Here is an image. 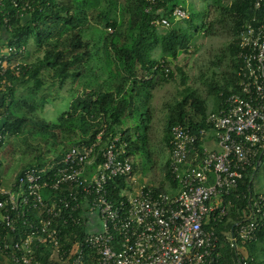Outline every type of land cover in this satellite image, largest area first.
<instances>
[{"label": "built area", "instance_id": "1", "mask_svg": "<svg viewBox=\"0 0 264 264\" xmlns=\"http://www.w3.org/2000/svg\"><path fill=\"white\" fill-rule=\"evenodd\" d=\"M249 1L257 10L264 2ZM31 9L30 0H0L1 93L8 86L6 71L17 65L8 57L25 49L10 37L11 18L24 21ZM172 15L188 17L179 7ZM152 23L170 26L166 17ZM238 37V91L205 119L218 150L203 146L199 154L194 134L180 124L170 129L168 168L178 183L176 195L136 186L127 143L118 134L98 148V134L92 143L70 147L57 162L23 169L8 188L0 183V264H83L91 254L94 264H216L220 239L204 225L229 213V195L264 152V10L242 25ZM158 68L168 72L163 62L153 67ZM152 76L144 73V79ZM3 118L0 114V123ZM200 133L203 141L207 133ZM4 136L0 129V141ZM117 176L130 188L113 202L107 186ZM80 224L86 228L81 238L67 233ZM263 228L264 191L242 210L227 239L238 252L237 239L252 240ZM43 246L49 247L53 263L37 257ZM232 264L247 260L236 253Z\"/></svg>", "mask_w": 264, "mask_h": 264}, {"label": "trees", "instance_id": "2", "mask_svg": "<svg viewBox=\"0 0 264 264\" xmlns=\"http://www.w3.org/2000/svg\"><path fill=\"white\" fill-rule=\"evenodd\" d=\"M30 1L32 9L24 21L11 18L14 27L10 37L16 39V44H23L25 49L20 54L8 57L10 62L17 65L4 75L8 86L1 95L0 114L4 118L0 129L5 136L0 141V149L7 138H19L20 134H25L22 136L24 142L29 138V145L36 141L43 145L49 144L45 152L48 155L54 153V156L49 159V156L35 155L33 160L19 168L14 178L16 180L23 169L40 168L57 162L70 147L92 143L97 140L98 134V148L103 147L113 136L120 135V139L127 143L133 174V157L142 145L147 146L150 121L148 103L152 90L173 78V66L181 54L197 48L191 46L197 32L209 36L215 35L221 28L229 36L225 48L210 60V74L205 76L201 73L207 93L214 98L215 108H208L206 99L189 86L184 88L180 98L163 104L166 109L163 133L165 148L170 141L171 127L180 124L196 136L195 149L201 154L203 135L200 131L207 133L211 130V126L205 122L207 114L217 112L223 106L224 98L238 91L239 30L245 22L254 16L259 17L264 10V2L262 8L257 10L249 0H211L212 4L210 0H203L202 13L206 15V12H212L213 18L196 23L194 16L202 13L189 12L185 6L186 0ZM177 7L186 10L188 17L175 20L172 12ZM162 17L169 19V27L162 28L152 23ZM181 20H185L186 24H175ZM154 50L160 52L158 56L153 54ZM27 55H33V59L25 61ZM160 62L164 63L168 72L160 68L153 69ZM174 67L179 70L184 81L182 69L176 65ZM43 69H50L61 85L67 81L71 84L74 81L86 84L82 92L69 89L77 94L53 122L45 121L36 113V109H41L45 103L44 95L38 100L30 97L16 101L17 89L29 80H32V85L27 87L30 94L42 90L44 82L39 73ZM145 72L153 76L144 79ZM33 135L37 136L36 140L30 137ZM63 139L69 140L71 144L64 147ZM263 158L264 152L260 157L257 156L254 166L247 169L238 188L229 195L233 203L229 213L218 222L210 220L204 225L215 229L220 239V257L216 264H232L236 253L244 255L247 264H264V228L252 240L237 239L238 252L227 239L231 228L242 219V210L247 209L248 204L263 192L260 182L255 179ZM164 171L168 183L176 184L177 181L170 174L168 160L164 164ZM162 183L158 187L149 182L141 184L150 185L155 192L168 193L166 183ZM107 187L113 202L123 198L122 191L130 188L128 180L121 176L109 181ZM85 229L81 224L73 228L69 226L67 233L72 230L78 239L83 236ZM49 253V247L43 246L37 257L53 263L48 257ZM95 261V254H91L83 264H94Z\"/></svg>", "mask_w": 264, "mask_h": 264}, {"label": "rangeland", "instance_id": "3", "mask_svg": "<svg viewBox=\"0 0 264 264\" xmlns=\"http://www.w3.org/2000/svg\"><path fill=\"white\" fill-rule=\"evenodd\" d=\"M185 2V6L189 12L192 10L202 13L204 9L203 0H186ZM209 2L212 4L211 0ZM212 18V12L208 14L206 12V15L202 13L194 16L196 23H199L201 20L209 21ZM175 24L185 25L186 23L185 20H181L176 21ZM228 38V33L221 28L217 30L215 35L208 36L204 35L202 32H197L191 41V46L194 45L197 48L187 54H181L175 60V65L182 69L181 73L185 75L184 81L179 70L175 68L174 65L172 70L173 78L160 83L152 90V96L148 103L150 107V121L148 124L149 130L147 132V146L142 145L138 153L133 157L134 171L132 175L136 185L149 182L158 187L162 186V182L168 184L164 175L165 157L168 151L163 142L166 113L163 104L180 98L184 94V88L189 86L196 89L197 92L206 99L208 108L212 107L214 98L207 93L206 85L201 78V73H204L205 76L210 74V70L208 69L210 60L214 59V57L221 52V49L225 48ZM159 53L158 50L153 51L155 56H158ZM32 59L33 55H27L24 60L29 61ZM219 69H222V67H219ZM52 75L53 72L50 69H43L40 71L39 76L44 82V86L39 93H29V88L27 87L32 85V80L20 85L16 92L18 96L16 101H21L22 98L30 99V97L34 98V100H38L44 95L46 97L45 103L41 109H36V113L47 122H53L60 112L67 109L69 102L76 96L77 93L69 89L73 88L74 90H78V92H82L83 88L86 86V84H81L76 81H74L73 84L67 81L61 85ZM32 117L35 118L34 115H32ZM24 135L25 134H20L19 138H7L0 149V180L2 185L6 188L9 187L12 180L15 178L19 168L33 160L35 155L39 154L42 157L49 156V159H52L54 156V153L48 155L45 152L49 144L43 145L36 141L32 142V145H29V138L27 142H24L22 137ZM30 137L36 140L35 138L37 136L33 135ZM63 144L64 147H68L71 143L69 140L63 139ZM36 145H40V147L36 148ZM205 147L218 150V147L213 143L205 145ZM255 179L257 182H260L262 190L264 191V158L259 165V170Z\"/></svg>", "mask_w": 264, "mask_h": 264}, {"label": "crops", "instance_id": "4", "mask_svg": "<svg viewBox=\"0 0 264 264\" xmlns=\"http://www.w3.org/2000/svg\"><path fill=\"white\" fill-rule=\"evenodd\" d=\"M1 95L2 93L0 92V104H2V99H1ZM216 104L213 102L212 104V108L214 107L215 108ZM1 124V123H0ZM215 144L212 140V137H211V131L209 130L207 132V137H205V139L202 141V146H205V145H210V144ZM168 157H169V153H167L166 157H165V162L168 160ZM136 185V184H135ZM165 189L168 191V193L170 195H176L179 191V187H178V184L176 183H168L165 185ZM93 220H95L94 222H97L95 217H93Z\"/></svg>", "mask_w": 264, "mask_h": 264}]
</instances>
